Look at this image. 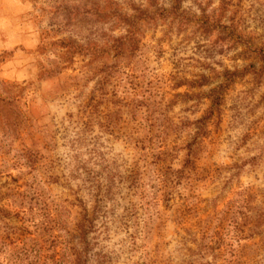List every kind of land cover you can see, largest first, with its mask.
Wrapping results in <instances>:
<instances>
[{
  "label": "rangeland",
  "instance_id": "rangeland-1",
  "mask_svg": "<svg viewBox=\"0 0 264 264\" xmlns=\"http://www.w3.org/2000/svg\"><path fill=\"white\" fill-rule=\"evenodd\" d=\"M135 2L152 20L119 58L87 51L126 34L107 0H0V208L23 211L0 223V264L59 253L56 221L71 236L94 216V193L77 179L85 169L115 178L95 220L111 264H264V224L253 227L264 213V64L254 52L264 50V0H181L176 11L172 0ZM223 84L219 111L198 129ZM80 135L97 142L103 165L84 152L74 161Z\"/></svg>",
  "mask_w": 264,
  "mask_h": 264
},
{
  "label": "trees",
  "instance_id": "trees-1",
  "mask_svg": "<svg viewBox=\"0 0 264 264\" xmlns=\"http://www.w3.org/2000/svg\"><path fill=\"white\" fill-rule=\"evenodd\" d=\"M151 5L154 0H144ZM174 5L171 7L172 11H176L181 3V0H172ZM107 10L110 17V23L123 24L126 26V34L116 37L114 35L110 36L111 45H108L106 48L93 46L87 51H90L92 55H102L106 52H112L114 57H125L133 54L137 48L138 43L140 42L139 30L140 22H145L146 20H152L150 15L145 13L146 10H143L142 5L136 4L135 0H107ZM126 4L127 7L132 11V15L123 9L122 5ZM165 12L164 9H158L155 7V13H160L163 15ZM122 25V26H123ZM83 47L77 48V52H82ZM254 52L259 56L261 62L264 64V50L255 49ZM234 75V74H231ZM110 74L102 75L97 83L96 91H103L106 83L110 80ZM230 81V79H228ZM199 86H203L204 82L197 83ZM227 89V85H219L215 89H212L209 93L210 97V109L207 114L196 121L200 126L198 129L203 130L202 126H206L210 117L215 111H219L222 103L224 90ZM103 94V93H101ZM102 128V126H99ZM82 134H85V131H81ZM85 139L82 135L78 136L72 143L71 149L74 152V161L77 163L78 156L82 155L83 152L86 155H89L88 160L92 161L94 166L103 165L105 162L103 158V153L97 148V142H92L89 144H84ZM86 164L88 162H85ZM81 164V161L78 165ZM84 164L82 163V167ZM78 169L75 170V172ZM102 172V173H101ZM101 172H94L92 170L85 169L83 173H77V179L82 181L84 188L90 190L94 193V199L96 203V208L94 207V216L90 217L87 213L82 215L78 222L75 225V234L70 235V233L62 227L60 219L56 221V227L58 230H63L64 234L61 236V240L54 241V245L60 246V252L57 253L56 249L52 251V254L49 257H43L39 254V251H35V260L37 264H111L112 257L104 252V247L100 245L101 235L104 231H101L100 228H97L95 224L97 207L101 202L107 199L111 194L115 186V178L109 173H104V169H101ZM84 176V177H83ZM102 192V193H101ZM251 202V197L247 196L241 199V210L247 211L249 209V204ZM21 209V207H18ZM84 212H86L83 209ZM23 211H18L16 214L4 211L0 208V223L3 221H8L12 217L19 218ZM245 218L249 219V215L245 214ZM235 226L239 224L234 221ZM264 224V213L258 216V221L255 223L254 231H260V225ZM13 231H18L20 228H15L14 226H9ZM105 229V228H104ZM260 233V232H259ZM258 233V234H259ZM256 234V233H255ZM183 264H212L208 261H184Z\"/></svg>",
  "mask_w": 264,
  "mask_h": 264
}]
</instances>
